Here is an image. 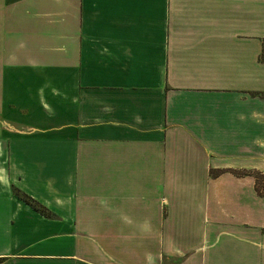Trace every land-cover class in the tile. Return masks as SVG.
<instances>
[{"label": "crops", "instance_id": "crops-1", "mask_svg": "<svg viewBox=\"0 0 264 264\" xmlns=\"http://www.w3.org/2000/svg\"><path fill=\"white\" fill-rule=\"evenodd\" d=\"M263 46L264 0H0V264H264Z\"/></svg>", "mask_w": 264, "mask_h": 264}, {"label": "trees", "instance_id": "trees-1", "mask_svg": "<svg viewBox=\"0 0 264 264\" xmlns=\"http://www.w3.org/2000/svg\"><path fill=\"white\" fill-rule=\"evenodd\" d=\"M260 59L264 62V46L262 47V53L260 55ZM223 172H228L225 170H219L215 172H210L211 177H217ZM230 173L236 175V176H250L255 179L254 181V187L255 191L258 194L259 197L264 198V173H261L259 171H229ZM16 196L24 202L26 205L30 206L35 212H37L39 215L47 218V219H53V214H51L48 210H46L43 206L39 205L36 203L34 200L29 198L26 195H23L19 193L18 191L16 192Z\"/></svg>", "mask_w": 264, "mask_h": 264}, {"label": "rangeland", "instance_id": "rangeland-1", "mask_svg": "<svg viewBox=\"0 0 264 264\" xmlns=\"http://www.w3.org/2000/svg\"><path fill=\"white\" fill-rule=\"evenodd\" d=\"M228 247L229 240L223 239L220 242H217L214 246L210 247L211 256L215 258L216 264H229L228 262ZM205 264H215L213 261ZM232 264V263H231Z\"/></svg>", "mask_w": 264, "mask_h": 264}]
</instances>
